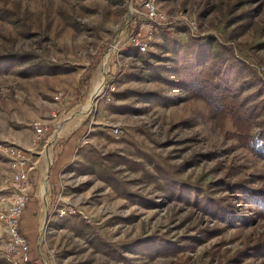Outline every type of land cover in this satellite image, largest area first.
Masks as SVG:
<instances>
[{
  "label": "rangeland",
  "instance_id": "1",
  "mask_svg": "<svg viewBox=\"0 0 264 264\" xmlns=\"http://www.w3.org/2000/svg\"><path fill=\"white\" fill-rule=\"evenodd\" d=\"M140 2L0 0V59L23 55L0 68V144L29 148L37 163L19 219L37 212L29 235L19 226L31 261L264 264L256 250L264 215L221 182L247 179L264 190V160L226 134L230 123L205 101L151 71L171 55L164 28L156 29L150 62L128 46ZM154 2L170 20H195V34L212 36L248 65L245 79H264V0ZM81 79L87 91L74 103ZM104 81L115 89L98 95ZM37 122L47 129L35 140ZM11 172L0 152V210L11 201ZM191 187L235 205L236 217L225 222L194 203L185 193ZM70 206L73 213L60 214ZM6 241L0 223V264H10Z\"/></svg>",
  "mask_w": 264,
  "mask_h": 264
},
{
  "label": "trees",
  "instance_id": "2",
  "mask_svg": "<svg viewBox=\"0 0 264 264\" xmlns=\"http://www.w3.org/2000/svg\"><path fill=\"white\" fill-rule=\"evenodd\" d=\"M163 29V28H162ZM186 26L176 25L174 31L164 28L165 37L169 44L170 57L167 63L161 64L158 72L169 74L172 82L187 97L198 98L205 101L212 112L217 116L222 125L230 123L231 127L226 134L237 138L242 145L250 149L253 154L264 160V79L253 74L252 80L243 77V71L248 65L237 59L236 56L225 51V47L218 44L212 36H194L186 32ZM187 33V34H186ZM184 34L186 41L179 40L176 36ZM133 48V47H132ZM145 54L143 62L148 61ZM232 53V52H231ZM23 55L10 54L0 59V68L5 70L10 64L22 59ZM151 57V56H149ZM162 70V71H161ZM89 78V77H88ZM167 79V77H165ZM168 80V79H167ZM80 89L75 94L74 103L80 101L82 90L87 91L88 83L80 80ZM85 88V89H84ZM229 125V126H230ZM256 128L255 131L252 128ZM222 184L238 198V202L253 208L255 215H264V190L250 185L247 179L230 184L225 179ZM200 190V189H199ZM33 187L30 191L32 197ZM194 203H199L204 209L216 214L225 222H231L236 214L233 212L235 205L214 198L206 190L198 191L195 187L185 191ZM236 220V219H235ZM21 222H19V226ZM21 231V227H19ZM257 251L264 253V238L258 240Z\"/></svg>",
  "mask_w": 264,
  "mask_h": 264
},
{
  "label": "built area",
  "instance_id": "3",
  "mask_svg": "<svg viewBox=\"0 0 264 264\" xmlns=\"http://www.w3.org/2000/svg\"><path fill=\"white\" fill-rule=\"evenodd\" d=\"M139 17H142L138 24L131 30L127 44L129 47L137 48L139 52H146L150 49L155 40L157 27L173 30L176 25H184L191 35L199 36L196 33L197 25L195 20H185L176 17L173 20L159 10L154 0H141L139 10H136ZM170 25V26H169ZM169 26V27H168ZM115 89L112 83L102 85L98 95H109ZM55 117V115H54ZM35 140L39 139L46 131L47 124L35 123ZM117 127L114 131H117ZM0 152L4 153L12 169L9 184L12 190L10 204L0 210V223L7 235L5 243V257L10 264H40L31 261L29 256V243L26 237L19 232V219L30 200L31 182L29 171L33 168L30 162L29 150L16 145L0 144ZM73 213L74 208L61 209L60 214Z\"/></svg>",
  "mask_w": 264,
  "mask_h": 264
},
{
  "label": "crops",
  "instance_id": "4",
  "mask_svg": "<svg viewBox=\"0 0 264 264\" xmlns=\"http://www.w3.org/2000/svg\"><path fill=\"white\" fill-rule=\"evenodd\" d=\"M26 149H29V148H25V150ZM31 150V149H30ZM38 155H40V153H38ZM59 155V154H58ZM61 156H62V154H60ZM37 162V161H36ZM33 164V163H32ZM37 168V163H34V165H33V168L29 171V179L31 180L30 182H31V185H32V183L35 181V182H37V176H36V171H34V169H36ZM50 172H51V170L49 171V175H50V177H49V180H51V184H52V186H54V184H55V181L54 180H52V176H53V173H51L50 174ZM50 184V185H51ZM56 185V184H55ZM28 205V204H27ZM29 207V206H28ZM29 211V213H28V215L27 216H25V212H24V217H22V221H21V227H22V231H23V233L24 234H30V232L32 231L31 230V224H32V222H33V220L32 219H34V218H36V214H37V212L36 211H31V210H28ZM31 219V220H30ZM32 237L33 236H29V238L30 239H32ZM37 243H38V241H37ZM36 256H38V257H42V254H41V252H39ZM38 262H41V261H38Z\"/></svg>",
  "mask_w": 264,
  "mask_h": 264
},
{
  "label": "water",
  "instance_id": "5",
  "mask_svg": "<svg viewBox=\"0 0 264 264\" xmlns=\"http://www.w3.org/2000/svg\"><path fill=\"white\" fill-rule=\"evenodd\" d=\"M95 94H96V90H95Z\"/></svg>",
  "mask_w": 264,
  "mask_h": 264
}]
</instances>
